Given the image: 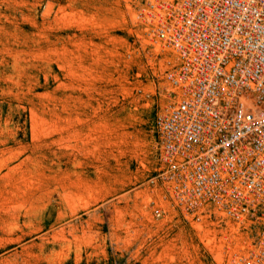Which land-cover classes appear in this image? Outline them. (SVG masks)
<instances>
[{"label":"rangeland","instance_id":"rangeland-1","mask_svg":"<svg viewBox=\"0 0 264 264\" xmlns=\"http://www.w3.org/2000/svg\"><path fill=\"white\" fill-rule=\"evenodd\" d=\"M146 2L0 0V264H242L254 250L256 225L183 210L151 181L175 53L148 33Z\"/></svg>","mask_w":264,"mask_h":264},{"label":"built area","instance_id":"built-area-1","mask_svg":"<svg viewBox=\"0 0 264 264\" xmlns=\"http://www.w3.org/2000/svg\"><path fill=\"white\" fill-rule=\"evenodd\" d=\"M141 16L175 53L151 181L183 210L256 225L240 260L264 264V0H147Z\"/></svg>","mask_w":264,"mask_h":264}]
</instances>
